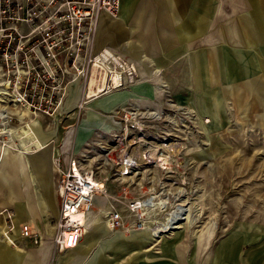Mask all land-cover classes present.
Returning a JSON list of instances; mask_svg holds the SVG:
<instances>
[{
  "label": "crops",
  "instance_id": "obj_1",
  "mask_svg": "<svg viewBox=\"0 0 264 264\" xmlns=\"http://www.w3.org/2000/svg\"><path fill=\"white\" fill-rule=\"evenodd\" d=\"M92 49L96 55L112 58L113 63L127 65L131 79L128 81L122 73L123 84L109 88L108 77L103 72L100 85L104 88L107 84L108 88L86 103V109L79 113L82 117H73V121L64 125H74L68 145L73 153L95 129L116 128L118 124L106 114L130 101L142 105L147 102V107L156 109L175 107L191 113L211 137H224L233 128H264V117L257 119L259 115L264 116V0H118L115 15L98 14ZM97 81L92 83L97 85ZM247 81H253L261 100L247 94V105L238 106L233 89ZM70 92L65 109L69 112L67 117L72 119L76 88H70ZM37 127L40 144L36 149L41 143L57 142L56 162L52 164L49 150L39 155L40 166L36 169L26 154L17 151L15 154L23 155L24 164H30L38 189H30L27 180L19 181L17 174L14 181L4 176L0 180V205L13 206V202L20 200L29 214L27 218L16 208L17 212L9 219L12 233H4L0 225V264H23L29 250L39 246L38 252H32L37 256L35 264H185V248L179 233L161 236L155 242L158 243L156 252H159L153 256L147 252L151 251L148 247L152 244L147 246L149 237L145 230L128 236L118 230H107L104 221L92 223L95 217L103 220L105 207L100 205L98 197L91 207L86 232L78 243L70 248H55L51 243L55 220L50 225L34 222V219L47 210L56 213L55 219L57 216L56 167L62 165L59 154L62 133L52 125L44 129ZM217 142L208 138L210 144ZM1 164L7 170L23 172L24 164L10 161L9 157L0 155ZM15 181L21 182L20 186L17 187ZM105 185L109 190L115 189L112 181ZM3 218L0 214V219ZM20 222H26L29 229L30 226L37 228L38 234L30 229V235L21 236ZM262 222L240 221L214 237L206 263L264 264V231L255 226ZM48 244L49 257L38 259ZM195 256L198 257V253Z\"/></svg>",
  "mask_w": 264,
  "mask_h": 264
},
{
  "label": "built area",
  "instance_id": "obj_2",
  "mask_svg": "<svg viewBox=\"0 0 264 264\" xmlns=\"http://www.w3.org/2000/svg\"><path fill=\"white\" fill-rule=\"evenodd\" d=\"M117 5L118 0H0V136L7 139L12 132L8 122L13 117L23 122L26 115L14 109L48 115L67 112L64 103L72 87L77 92L73 105L77 119L86 103L108 88L105 84L96 90L104 66L109 88L123 84L121 72L128 81L131 79L127 65L104 59L92 49L98 14L115 15ZM113 75L116 84L111 82ZM90 76L99 81L91 85L96 91L88 95ZM131 104L119 105L106 114L118 126L107 131L95 129L77 152L69 146L62 150L60 145L62 165L56 167L58 210L51 236L55 248L78 243L88 226L95 197L105 207L103 221L107 228L128 236L145 230L151 244L179 222L181 213L172 222L167 219L175 207L162 220L157 218L166 200L151 193L141 196L139 193L147 187L141 183L143 178L136 177L145 168L170 172L166 160L176 159L178 152L174 151L182 144L175 136L178 129L163 127L155 132L152 121L161 113L153 107L146 110L141 102ZM178 119L181 121V117ZM172 124L176 125L175 121ZM73 127H64L62 140ZM97 157H103L106 163L99 177L85 168L87 161ZM108 181L114 182L115 189H107ZM18 230L21 236L31 234L26 222H20Z\"/></svg>",
  "mask_w": 264,
  "mask_h": 264
},
{
  "label": "rangeland",
  "instance_id": "obj_3",
  "mask_svg": "<svg viewBox=\"0 0 264 264\" xmlns=\"http://www.w3.org/2000/svg\"><path fill=\"white\" fill-rule=\"evenodd\" d=\"M122 73L124 74V72ZM256 90L253 81L237 85L233 89V92L237 94V103H235L238 106L241 104L246 106L247 94L254 95L260 101L261 98L258 96ZM72 92L68 95L72 94ZM262 102L264 103V98ZM127 104L135 105L134 103L131 104V101L127 102ZM172 105L176 106L177 104L173 103ZM144 108L147 110V102L144 103ZM157 110L161 114L152 121L153 125L151 129L158 132L164 127V130L171 131L170 127L176 126L178 130L175 131V136H177L182 144L179 149L174 151L178 152L176 159L171 161L166 160L167 169H170V172H163L159 168L153 167L148 170L145 168L141 173L136 175V177L143 178L141 183H143V187H147V190L139 194L141 196L148 195L149 193L157 194L156 197L163 199V201L166 200L163 203V209L157 216L160 220L174 207L176 212L182 209L179 222L176 223L179 227L167 231L166 235L163 236L167 237L172 232L179 233L180 237L183 238V247L185 248L183 261L185 264H195V261L197 264H207L208 249L211 247L214 237H218V235L230 230L235 223L240 221H264V128L251 130L245 128L236 130L233 128L231 131H229L230 129H226L225 131H229V133L224 137L220 136L218 138V135H216L217 137H211L207 134V130L202 128L200 123H198L199 125L197 124V119L194 118L193 114L181 112L180 109L175 107L167 110L158 108ZM68 113L62 112L48 115L41 112L33 114L24 111L21 114L26 115L23 122L14 117L8 122L12 132L6 136L7 139L4 138L5 136H0V143L8 142L11 146L10 152L13 155H18L15 153L24 146H27L26 150H34L40 144V140L36 135L37 126L43 129L48 125L56 126L58 133H62L64 125L73 121V117L75 119L76 113H73L72 119L67 117ZM12 116H14V113ZM78 117L82 116L78 115ZM178 117H181V121ZM258 117L263 119L264 116L259 115L257 119ZM81 120L79 123L82 122ZM173 121H175L176 125L172 124ZM179 122L182 124L180 125ZM262 123H264V119ZM19 134L21 135L18 136ZM58 136L59 134L56 137L58 138ZM71 136L72 128H69L63 136L62 149L68 147ZM209 137L214 138L220 143L217 142L215 145L208 143ZM44 144L46 145L43 147V153L50 150L52 152L51 161L55 165L58 143L54 142L52 144L46 142ZM2 146L4 145L0 144V152ZM0 155L2 156V153ZM33 156L35 155H28L29 158ZM105 167L106 163L103 157H97L95 160L87 161L85 168L92 170L95 177H99L100 172ZM31 169L28 162H25L23 172L22 170L20 172L18 170L15 171V169L7 170L1 164L0 180L4 176L7 180L14 181L18 175L19 181L26 182L27 180L29 188L32 190L35 188L34 191H36L38 183ZM57 173L58 170H56V175ZM52 180L53 175L51 176ZM145 180H147V183H145ZM15 183L17 187L21 184V182L18 183L16 181ZM50 187L51 189L53 188L52 182ZM51 195L54 200L53 189ZM96 201L97 199L94 200L95 203H97ZM12 204L13 206L9 205L11 207H2L0 205V214L4 216V220L0 219V225L4 233H12L13 231L9 219L17 212L16 208L23 211L27 218L29 217L20 200ZM54 208L56 211L57 206L55 205V201ZM5 213H7V216H5ZM172 214L171 211L168 219L172 218ZM54 215L56 213L53 214L51 210H47L42 215L38 213L34 222L40 221L41 224L46 222L53 225L55 220ZM102 221L101 218L95 217L91 222L99 224ZM255 226L264 231L263 222ZM30 229H33L32 226H30ZM35 231L37 235L38 229L36 228ZM150 242L151 240L147 241V246H149ZM27 244L31 245L28 241ZM150 246L148 248L151 251L147 252L153 254V256L157 255L159 252H156L158 250V243H152ZM39 248L40 246L36 250H29L23 264H35L37 256L33 255L32 252H38ZM50 250L51 248L48 244L45 250L41 252L43 256L41 255L38 259L48 258ZM196 253H198V257L195 256ZM35 260L36 262H34Z\"/></svg>",
  "mask_w": 264,
  "mask_h": 264
},
{
  "label": "bare ground",
  "instance_id": "obj_4",
  "mask_svg": "<svg viewBox=\"0 0 264 264\" xmlns=\"http://www.w3.org/2000/svg\"><path fill=\"white\" fill-rule=\"evenodd\" d=\"M104 47V46H103ZM109 52V51H108ZM102 58H104V59H106V57L105 56H102ZM91 71H94V67H92L91 68ZM106 69H105V66H104V69L102 70V72H104L105 73V75H106ZM105 78V77H104ZM103 78V84L105 83V79ZM94 83V80H93V78H92V76H90L89 77V80H88V87H87V94L88 95H91V94H93L96 90H99V87L100 86H102V85H97V87H96V90L94 91L93 90V88L91 87V84H93ZM98 82V81H97ZM111 82H113L114 84H116V82H117V79H116V75H113L112 76V79H111ZM96 83V82H95ZM105 86V85H104ZM66 103H67V99H66V101H65V105H66ZM14 110H16L20 115L22 114V112H24V111H26V109H14ZM1 144H3L4 146H2V150H1V152L0 153H2V156L1 157H9L10 158V161L11 160H13V161H15V163L17 162V163H19V165H23L24 164V157H23V155H21V154H26L27 156L29 155V154H34L35 156H33L32 158H30L31 160H32V164H33V167L34 168H38L39 166H40V163L37 161L38 160V157H39V155H41V153H43V147L46 145V144H42L41 143V146L39 147V148H37V149H35V150H33V151H29V150H25V149H20L18 152L19 153H21V154H18V155H13V153L12 152H10V149H11V146L9 145V143L8 142H1ZM50 154H51V152H50ZM40 194V193H39ZM162 202V201H161ZM177 204V203H176ZM186 209V208H185ZM179 212V210H177V212H176V210H175V208H174V210H172V218L170 219V221L169 222H172V220H174V219H176L177 218V215H179V214H177ZM179 213H182V209H181V212H179ZM170 216V215H169ZM168 216V217H169ZM168 217H167V219H168ZM175 222V221H174ZM174 227H179V225L178 224H175L174 225ZM86 232V230H84L83 231V233L82 234H84ZM164 235H166V233L164 234Z\"/></svg>",
  "mask_w": 264,
  "mask_h": 264
}]
</instances>
